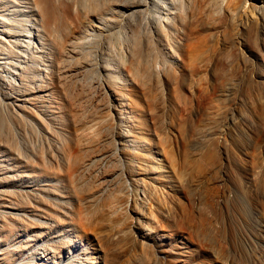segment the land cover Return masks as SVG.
<instances>
[{
	"label": "rangeland",
	"instance_id": "374dc122",
	"mask_svg": "<svg viewBox=\"0 0 264 264\" xmlns=\"http://www.w3.org/2000/svg\"><path fill=\"white\" fill-rule=\"evenodd\" d=\"M186 9L161 84L119 73L77 116L10 126L0 264H264V28L218 15L202 37Z\"/></svg>",
	"mask_w": 264,
	"mask_h": 264
},
{
	"label": "bare ground",
	"instance_id": "6f19581e",
	"mask_svg": "<svg viewBox=\"0 0 264 264\" xmlns=\"http://www.w3.org/2000/svg\"><path fill=\"white\" fill-rule=\"evenodd\" d=\"M185 7L195 9L198 36L213 37L218 15L264 28V0H0V143L14 127L41 125L52 107L77 116L93 101L87 83L93 93L111 91L122 73L143 86L161 84L180 59Z\"/></svg>",
	"mask_w": 264,
	"mask_h": 264
}]
</instances>
